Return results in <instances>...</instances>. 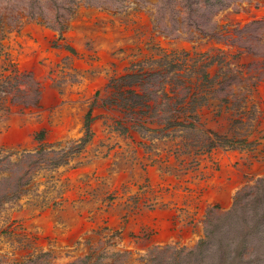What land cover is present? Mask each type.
<instances>
[{
  "label": "rangeland",
  "instance_id": "obj_1",
  "mask_svg": "<svg viewBox=\"0 0 264 264\" xmlns=\"http://www.w3.org/2000/svg\"><path fill=\"white\" fill-rule=\"evenodd\" d=\"M87 8H94L91 19ZM29 24L36 32L25 33ZM81 26L95 35L70 34ZM22 37L47 46L55 61H34L32 50L21 63ZM103 38L111 51L101 48ZM102 74L106 82L88 98L85 84ZM50 83L59 98L49 104ZM12 106L11 115L32 110L46 121L30 125V146L2 140L0 129V264H264V173H252L264 164V0H0V113ZM98 122L106 139L85 156ZM75 130L80 137L68 140ZM55 132L63 137L47 142ZM136 134L148 141L138 143L143 158L130 149ZM219 152L237 154L232 167L241 178L227 207L207 199L219 189L213 182L222 171ZM95 156L113 158L110 177L120 163L140 173L103 193L104 209L116 208L118 225L104 219L87 250L38 243L15 204L43 186H60L59 166L78 167ZM152 169L163 180L158 189ZM176 193L180 201L172 200L177 206L168 212L165 195ZM52 197L39 198L59 202ZM158 210L171 216L165 220L176 231L170 241L155 242L157 219L137 223L125 236L133 219Z\"/></svg>",
  "mask_w": 264,
  "mask_h": 264
},
{
  "label": "crops",
  "instance_id": "obj_2",
  "mask_svg": "<svg viewBox=\"0 0 264 264\" xmlns=\"http://www.w3.org/2000/svg\"><path fill=\"white\" fill-rule=\"evenodd\" d=\"M91 9H84V11L86 10L85 15H88L90 19L92 15H94V11ZM96 10L100 11L99 8ZM100 13L103 17L101 18L99 15L97 16L100 17L103 21H107L109 19V17L104 14L106 12ZM107 22L108 24H105L104 26H111V23L109 21ZM29 26L35 25L29 24ZM100 26H103V24L101 23L99 25H94L93 28H95L96 30L99 29ZM83 28L84 27L82 26L79 27V32L82 33L84 38L86 36L95 35V30L92 32V34L90 33V35H86V33L89 32L86 30L87 28ZM119 32L122 33L121 30ZM117 33L118 30H114V34L117 35ZM99 43L101 44V47H106L108 51H111L113 48V45L111 44L112 42L107 40V38H103L102 40H100ZM18 106H14L15 109H17ZM12 108L13 106L10 107L11 111L9 112V114L6 111H2L0 113V129L2 130L3 134H9L15 131L20 132L22 130L29 129L30 125H33L35 122H38L40 120V122L46 121V116L44 115V113L42 114V117L38 119L35 118L34 114L36 113H34L32 110H29V112L27 113L24 112L25 110H23V114H21V109L19 108L15 111V113L19 115L27 114L28 116H31L33 118H30L28 116L20 117L16 115H11L13 113ZM66 121L67 117L64 119L63 122L65 126L67 125ZM13 123H15V125ZM112 163L109 164L108 167L105 169L106 175L100 173V167H93V161L91 163H83L81 166L78 167L75 164L61 165L56 168V172H54L55 176L59 178L61 182L60 186L53 188L43 186V188H41L39 191H35L33 188L34 191L29 193V198H25L22 202L15 204V212L21 214L22 218L26 222L25 226L31 232L30 234H33L38 237V243H41V240H44L46 245L53 248V250L63 251L73 246L72 250L77 251L78 249L87 250L88 246L86 244V240L90 239V241L94 242L99 239V236L96 234L97 231L101 228L103 220L106 218H109L110 220L109 216L116 209L108 208L107 212L105 211L104 204H102V197L104 191L112 190V181L121 172L122 169H125L124 171H128L129 176L131 175V177H128L126 181H136V176L132 175L135 172V167L131 168L129 165H124L123 163L119 164V172L110 177L108 171H114L115 166L117 165H113ZM66 166L69 167L65 168ZM89 170L93 171L92 174L81 173L82 171ZM72 174H75L77 176L76 181L72 179ZM106 179H109V184L107 185V187L105 184L107 183ZM103 180H105V183L103 182ZM68 181L70 182V185ZM88 184L89 186H87ZM69 186L70 188L68 189ZM174 189L175 187L169 189L166 194H170ZM68 193L73 194L71 195L73 196L72 199L67 197ZM43 195L53 196L52 199H57L59 200V202H43L41 198H39L43 197ZM165 197L167 201H170L169 198L171 199V203L166 206V208L168 209L167 211L173 212L172 209L177 206V202L175 201H180V193H176V196L174 198H171V196L167 195H165ZM66 199L68 200V202ZM165 220H167L168 222L171 221V216H169ZM49 224L50 227H48ZM171 232H174L176 234V231L171 230ZM42 234L43 237L41 236Z\"/></svg>",
  "mask_w": 264,
  "mask_h": 264
},
{
  "label": "bare ground",
  "instance_id": "obj_3",
  "mask_svg": "<svg viewBox=\"0 0 264 264\" xmlns=\"http://www.w3.org/2000/svg\"><path fill=\"white\" fill-rule=\"evenodd\" d=\"M73 26L76 28L78 26V24H74ZM33 32H36L35 26H28L27 25V28L25 30V33H33ZM46 33L47 34H50L49 31H46ZM79 33L80 32L78 31L76 34H74V33H70V34L71 35H77ZM22 38L21 39L23 40V43H24V46H25V51L23 52V53H25V56H22L20 58L21 63L27 64L30 61L31 58H29V57H30V53H31L32 50L37 51V58H33L32 57V59H34V61H37V60H39V59H41L43 57H48L50 59L48 61V63H50L51 61H53V62L55 61V58H54V53L55 52L54 53L53 52L47 53L46 52L47 46L41 49V48L38 47V45L33 44V41H30L29 39H27L25 37H22ZM101 48H103L105 52L108 51L107 48L104 47V46H102ZM76 65H77V67L79 69H81L80 71L83 74H85V70H84L85 69V65H84V63L81 62V61H77ZM37 67H38V69H37L38 70L37 71L38 73H40V74H45L46 73V70H44L45 68L40 67V66H37ZM103 75L104 74H102L98 78L96 77L97 79H96L95 83H93L94 85H92L91 87H87L89 85L88 84L89 81L86 80L87 83L85 84L84 87L86 88V96L88 98L92 96L93 92L95 91V87H97L99 89H100V87L101 88L103 87L104 83L106 82V81H104V76ZM76 93H77V91H76ZM72 96H74V95L71 94V98H72ZM44 98H45V101L47 103H49V104L52 103V102H55V100H58V98H59V94H58L57 89L53 88L51 86V83L48 84V89H47V92L45 93V97ZM68 109H70V108H68ZM80 115H81V113H80ZM80 115L77 118H81ZM15 123H13V124L15 125ZM79 124L77 125V127L79 126ZM31 127L32 126H30V128ZM30 128L29 129L22 130L20 132L19 131L18 132L15 131L13 133L6 134L5 136H3V138L2 137H0V138H2V140L8 141L9 143L21 142L24 145H29L30 146V144L33 143V137L30 134V132H31V129ZM95 129L97 131V135L95 136V138L92 141V143L88 145V147L86 149L87 152H86V154L84 153L85 156L86 155H88V156L94 155V148H96L97 144L100 141H104L106 139L105 136H104V134L102 133V130H101L102 129L101 122H98L96 124ZM62 137L63 136H61V134L59 132H55V133H53L48 138L47 142L48 141L49 142L56 141V140L61 139ZM79 137H80V133L78 132V130H75L74 132H72L71 134L68 135V140H77ZM134 138H135V141H131L130 149H132V150L133 149H137L138 150V156L143 158L144 155H145L144 148L143 147H140L138 145V143L139 142H148V141L145 140V139H143V138H141L140 135H138V134H136ZM215 158L218 161H220L221 164H222V171L217 174V176L215 177V179L213 181L214 182V185L217 186V187H219V189H218L217 192H211V193H209L207 195V199L214 200V201L219 200V201L222 202V204L225 207H227L231 203V193L234 192V189L236 187H238L240 185V182H241V178L239 176L238 171L235 170L232 167V163H234V161L237 160V154L236 153L223 154L222 152H219L215 156ZM84 160H86V159H84ZM112 161H113V158H107V159H105V158L104 159H99L98 158L97 159V157H96L93 160V162H94L93 167H100L101 168V172L100 173L103 174V175H106V170L105 169L108 167V165ZM84 163H86V162H84ZM138 173L139 172L136 171V167H135V172L132 175L136 176ZM252 173L263 174L264 173V164H256L254 166L253 170H252ZM150 175H151V178L153 180L152 182H153L154 186L157 189L160 188L161 184L163 183V180L159 176V172H156L155 169H152V170H150ZM218 176H221V177L231 176L233 178V181L231 183L227 184V185H224V182L221 179H219ZM128 177H131V175L129 176V172L128 171L121 170V172L112 181V186L111 187L117 186L121 182L126 181L128 179ZM72 179L74 181H76L77 180V176L75 174H72ZM136 179H137V177H136ZM132 189H133L134 192L137 190L136 186L132 187ZM69 195H73V194H69ZM112 214L109 216L110 217V220H111V224L114 225V226H117L118 225V222H119L118 221V218L117 217H114ZM169 216H170V214L165 213L164 211H161V210H158L155 213H148V212H146L143 216H139V217H137L136 220L135 219L132 220V223L129 226V230L125 233V236H127L128 233L131 230H135V231L138 230L139 226L136 225L137 223L147 222L150 219H157L158 220V223H157V227L156 228L160 232V234L155 239V242L162 243V242H164L166 240L170 241V239H172V237L175 236L176 234L174 232H171L169 230L170 229L169 224L167 222H165V219L168 218ZM45 227H47V226H45ZM48 227H50V224H49ZM185 235H186L185 236L186 239L187 238H191L188 232H186ZM41 243H45V241L43 240V241H41ZM63 262H65V261H63Z\"/></svg>",
  "mask_w": 264,
  "mask_h": 264
}]
</instances>
